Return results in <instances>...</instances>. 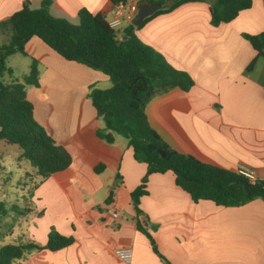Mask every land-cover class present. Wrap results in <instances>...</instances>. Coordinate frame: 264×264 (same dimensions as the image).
Segmentation results:
<instances>
[{
  "label": "crops",
  "instance_id": "obj_1",
  "mask_svg": "<svg viewBox=\"0 0 264 264\" xmlns=\"http://www.w3.org/2000/svg\"><path fill=\"white\" fill-rule=\"evenodd\" d=\"M24 1L0 0V21ZM29 1L32 7L42 2ZM82 8L102 12L110 20L115 4L53 0L50 10L75 22ZM128 24L116 28L120 35ZM262 31L263 0H253L233 20L217 26L211 23L209 2H186L153 16L136 30L142 41L195 82L188 91L174 87L153 96L146 105L150 124L176 149L232 170L247 164L257 179H264V48L258 54L243 34ZM0 34L10 39L8 31L0 29ZM26 50L40 67L39 86L27 89L34 116L65 146L72 160L35 188L34 168L27 165L29 180L24 185L29 186L25 194L30 204L25 212L19 211V230L6 231L16 232L17 243L46 244L51 228L74 241L56 250L33 251L11 264H164L137 219L173 264H264L263 198L230 206L207 199L196 202L176 184L172 171L155 172L148 177V192L140 198L138 215L131 192L141 184L147 164L134 157L124 136L116 135L111 143L97 134L104 121L88 96L92 86H112L110 77L64 58L37 36L27 41ZM101 164L104 168L96 171ZM21 170L19 165L17 172ZM14 178L9 171L0 187V199L10 205L17 203L9 199V188L25 183ZM110 208L119 217H113ZM120 247L132 248L131 262L117 255Z\"/></svg>",
  "mask_w": 264,
  "mask_h": 264
},
{
  "label": "trees",
  "instance_id": "obj_2",
  "mask_svg": "<svg viewBox=\"0 0 264 264\" xmlns=\"http://www.w3.org/2000/svg\"><path fill=\"white\" fill-rule=\"evenodd\" d=\"M111 1L115 4L121 0ZM192 1L209 2L211 23L215 26L233 20L241 10L253 4V0H151L159 8L138 25L129 23L122 35L102 12L93 13L82 8L78 22L53 15L50 10L53 0H42L39 7H32L26 0L8 19L0 21V29L10 34L9 41L0 44V141L22 148L18 161L29 160L34 168L32 176L37 177L32 187L54 172L67 168L72 160L65 146L35 118L33 102L27 95L29 86H39V60L26 50L27 41L37 36L64 58L100 70L110 77L112 86H92L88 96L104 121L97 134L111 143L116 135L124 136L134 157L147 164L141 184L131 192L138 215L142 213L140 198L148 192V177L155 172L172 171L176 184L196 202L207 199L230 206L242 205L258 197L264 199V179L252 182L236 170L182 152L169 144L149 122L146 105L153 96L174 87L188 91L195 82L188 72L173 66L163 53L142 41L136 30L153 16ZM243 35L258 54L263 53L264 31ZM15 52L31 58L30 70L21 79L12 76V69L6 63L7 57ZM103 168L101 164L96 171ZM13 210L25 212L27 208L21 209L17 204L8 206L0 199V217ZM137 226L148 236L164 264H173L160 252L152 233L140 219H137ZM3 237L0 231V240ZM73 241L72 236L51 228L46 244L34 240L1 243L0 264H11L42 248L60 249Z\"/></svg>",
  "mask_w": 264,
  "mask_h": 264
},
{
  "label": "rangeland",
  "instance_id": "obj_3",
  "mask_svg": "<svg viewBox=\"0 0 264 264\" xmlns=\"http://www.w3.org/2000/svg\"><path fill=\"white\" fill-rule=\"evenodd\" d=\"M78 22V19L75 21ZM8 36L5 34H0V44L8 42ZM6 63L8 67H11L12 69V76L16 78H23L30 70L31 66V58L27 55H24L21 52H15L13 54H10L7 59ZM9 76V75H8ZM22 152V148L18 144L14 143H8L4 140L0 141V187L2 186V178L9 175V171H12V178L15 177L17 180L21 182H25L29 180V177L26 176V168L27 165H30L29 160L24 159L22 161H18V156ZM22 166V170L17 172L18 166ZM6 168V170H5ZM8 171V172H7ZM14 178V179H15ZM36 179V178H35ZM34 179V180H35ZM33 180H31L30 183H32ZM17 183V182H16ZM16 183L14 187L9 188V199L13 200V202H16L17 205L20 206L21 209L25 208V206H28L29 203V196L28 194H25V190L29 188V186H25L24 183L16 187ZM26 188V189H25ZM24 190V192H23ZM27 191V190H26ZM2 193V188H0V194ZM21 194L19 198L16 199V196L18 194ZM25 194V197L22 195ZM7 205L10 206V203L7 202ZM9 216H3L2 217V223L0 227V231L4 234L7 233L8 228H13L16 230V232L19 230L21 226V220L18 219L19 211L14 210L11 212ZM14 233V235L16 234ZM14 235L7 233L4 235V242L5 243H17V239H15ZM18 261V260H16Z\"/></svg>",
  "mask_w": 264,
  "mask_h": 264
},
{
  "label": "built area",
  "instance_id": "obj_4",
  "mask_svg": "<svg viewBox=\"0 0 264 264\" xmlns=\"http://www.w3.org/2000/svg\"><path fill=\"white\" fill-rule=\"evenodd\" d=\"M138 8L139 2L137 0H121L115 3L114 16L109 20V24L114 28H119L125 22L132 23V20L138 11ZM236 171L241 175L247 177L252 182H255L257 180L255 171L247 164H241ZM109 213L115 218L119 217V212L114 208H110ZM116 253L126 262L132 261V248L120 247L116 250Z\"/></svg>",
  "mask_w": 264,
  "mask_h": 264
},
{
  "label": "water",
  "instance_id": "obj_5",
  "mask_svg": "<svg viewBox=\"0 0 264 264\" xmlns=\"http://www.w3.org/2000/svg\"><path fill=\"white\" fill-rule=\"evenodd\" d=\"M159 8V5L153 4L151 1H144L139 3V8L134 16L132 23L138 25L145 17L151 15Z\"/></svg>",
  "mask_w": 264,
  "mask_h": 264
}]
</instances>
